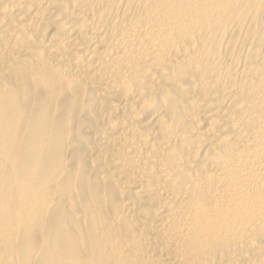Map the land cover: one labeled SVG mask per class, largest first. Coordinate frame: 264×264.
Segmentation results:
<instances>
[{"label": "bare ground", "instance_id": "obj_1", "mask_svg": "<svg viewBox=\"0 0 264 264\" xmlns=\"http://www.w3.org/2000/svg\"><path fill=\"white\" fill-rule=\"evenodd\" d=\"M0 264H264V0H0Z\"/></svg>", "mask_w": 264, "mask_h": 264}]
</instances>
